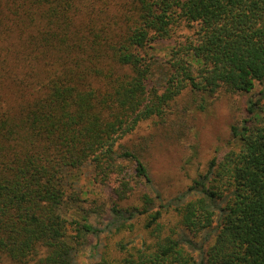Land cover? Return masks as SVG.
I'll return each mask as SVG.
<instances>
[{
    "label": "trees",
    "instance_id": "16d2710c",
    "mask_svg": "<svg viewBox=\"0 0 264 264\" xmlns=\"http://www.w3.org/2000/svg\"><path fill=\"white\" fill-rule=\"evenodd\" d=\"M123 6L119 18H81L76 0H0V264H80L87 246L90 264H264V0ZM179 29L189 34L178 39ZM165 42L168 72L154 82L151 51ZM256 84L257 98L231 125L234 147L183 192L157 197L158 208L146 192L142 208L116 202L102 228L90 209L67 216L83 167L93 182L115 175L118 201L150 181L139 157L115 144L141 120L162 117L185 88L212 96ZM161 208L181 231L164 230ZM144 213L152 244L117 260L90 241Z\"/></svg>",
    "mask_w": 264,
    "mask_h": 264
},
{
    "label": "rangeland",
    "instance_id": "374dc122",
    "mask_svg": "<svg viewBox=\"0 0 264 264\" xmlns=\"http://www.w3.org/2000/svg\"><path fill=\"white\" fill-rule=\"evenodd\" d=\"M126 0H76L80 8V17L85 18L88 13L97 17L119 18ZM118 21V19H117ZM117 27V25H116ZM178 39L189 34L186 29L177 31ZM171 43L159 44L151 51L156 55L152 67L151 78L154 82H162L168 70L165 64ZM260 85L256 84L250 93H227L218 91L212 96L194 94L190 88L169 101L162 117L152 116L141 120L133 131L119 138L115 144L117 150L126 149L135 153L144 163L150 181H140L128 196L118 201L116 192L119 191V181L111 175L105 182H93L90 166L77 170L75 189L79 201L67 205V216L82 213L81 209H90V222L102 228L110 219L109 208L116 202L120 206L134 205L142 208L138 194L146 192L158 208L159 197L166 202L183 192L192 180L206 171L211 158H221L234 147L231 125H238L245 117L244 107L249 98L256 99ZM264 107V101H263ZM132 174L134 163L123 161ZM79 175V177H78ZM162 217L159 220L165 231L177 228L178 217L171 210L161 208ZM147 213L135 217L128 228L119 232H102L98 236H90L92 244L99 242L98 251L103 256L121 259L127 252L139 248L142 243L150 245L153 238L144 228ZM126 249L121 250L120 246ZM133 247V248H132ZM90 247L79 255L80 264H90Z\"/></svg>",
    "mask_w": 264,
    "mask_h": 264
}]
</instances>
